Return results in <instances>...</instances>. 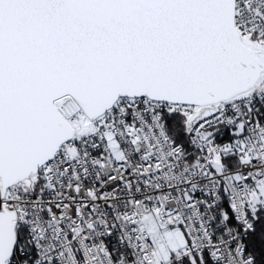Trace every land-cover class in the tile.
I'll list each match as a JSON object with an SVG mask.
<instances>
[{
    "label": "snow or ice",
    "instance_id": "6c2138e0",
    "mask_svg": "<svg viewBox=\"0 0 264 264\" xmlns=\"http://www.w3.org/2000/svg\"><path fill=\"white\" fill-rule=\"evenodd\" d=\"M0 264H264V0H0Z\"/></svg>",
    "mask_w": 264,
    "mask_h": 264
}]
</instances>
